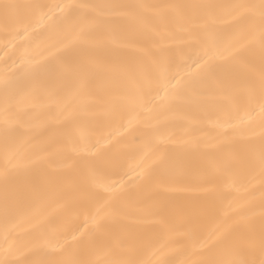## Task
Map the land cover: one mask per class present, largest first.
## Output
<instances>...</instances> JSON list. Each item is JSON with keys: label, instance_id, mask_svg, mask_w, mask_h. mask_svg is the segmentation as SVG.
Listing matches in <instances>:
<instances>
[{"label": "bare ground", "instance_id": "obj_1", "mask_svg": "<svg viewBox=\"0 0 264 264\" xmlns=\"http://www.w3.org/2000/svg\"><path fill=\"white\" fill-rule=\"evenodd\" d=\"M259 3L0 0V260L259 264Z\"/></svg>", "mask_w": 264, "mask_h": 264}, {"label": "snow or ice", "instance_id": "obj_2", "mask_svg": "<svg viewBox=\"0 0 264 264\" xmlns=\"http://www.w3.org/2000/svg\"><path fill=\"white\" fill-rule=\"evenodd\" d=\"M2 7L5 10V12L7 13V11L14 6L10 5V4H3ZM130 7H145V6H130ZM161 7L175 9V10H177V12H180L184 9H187L190 7H197V6L172 4V5H165V6H161ZM237 7L258 10V15L260 18V43H261V49H262V51H264V0H260V3L258 5H240ZM88 39L89 38L87 35L82 36V40L84 43H87ZM229 55L232 58H237L240 55H242V53L239 50H236L234 52L229 53ZM206 71L209 74H211L212 68L208 67L206 69ZM172 79H175V76H173ZM167 83H168V85H171V80H169ZM179 83L180 82L177 81V84H179ZM171 86L176 87V85H171ZM259 99H260L259 107H260L261 117H262V120H261L262 127L260 130V140H261L260 150H259L258 154L252 153L250 156H248V160H249L250 166H252L253 168L256 166L259 167L260 175L262 177H264V77H262V80H261V91H260V98ZM246 132H247V129L242 124L239 126H233L232 137H231V139H229L225 142L223 147L226 149H232L234 147V141L237 138L245 137ZM160 163L163 164L164 161L161 159ZM8 164H11V160L8 161ZM222 170L224 172H229L231 170L230 165L225 163L222 166ZM7 172H8V167L6 165V172H5L6 176H7ZM4 243H5V245H8V243H9L7 235L5 236ZM8 250H9L8 248L4 249L5 254L8 253ZM260 250L262 253V257H264V227H262V229H261ZM0 264H13V262H9L7 260H0ZM72 264H81V262H72ZM145 264H147V262H145ZM213 264H256V262L254 260L244 261V260L235 259V260H231V261L213 262ZM259 264H264V258H262L259 261Z\"/></svg>", "mask_w": 264, "mask_h": 264}]
</instances>
